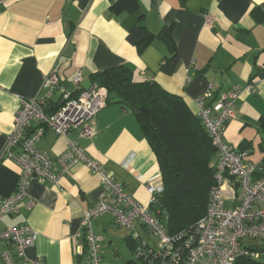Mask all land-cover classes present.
Listing matches in <instances>:
<instances>
[{
    "label": "crops",
    "instance_id": "obj_1",
    "mask_svg": "<svg viewBox=\"0 0 264 264\" xmlns=\"http://www.w3.org/2000/svg\"><path fill=\"white\" fill-rule=\"evenodd\" d=\"M207 14L211 24L205 23ZM170 39L179 64L169 75L161 67L172 53ZM120 66L129 67L136 81L156 82L181 96L197 116L196 99L205 92L213 90L212 103L243 90L225 140L245 155L246 163L256 164L257 176L263 174L264 0H11L0 6V206L15 194L20 175L5 152L21 101L43 94L51 73L74 92L79 71L88 89L93 76ZM249 85L253 92L245 91ZM60 101L56 93L53 104ZM91 124L94 138L82 137L80 129L67 135L47 130L38 147L55 159L71 142L79 143L130 196L150 206L147 185L162 184V173L135 113L111 102ZM102 192L100 176L85 165L74 167L57 186L34 180L19 212L0 220V234L7 227L28 225L38 234L29 258L44 264H91L81 220ZM236 193L239 201L240 189ZM30 199L32 210L27 208ZM93 227L104 237L101 264H133L134 240L153 249L160 244L141 222L128 229L103 215ZM249 245L264 264V243ZM8 249L7 243L0 244V259Z\"/></svg>",
    "mask_w": 264,
    "mask_h": 264
},
{
    "label": "built area",
    "instance_id": "obj_2",
    "mask_svg": "<svg viewBox=\"0 0 264 264\" xmlns=\"http://www.w3.org/2000/svg\"><path fill=\"white\" fill-rule=\"evenodd\" d=\"M9 1L0 0V6ZM212 21V15H205L206 24ZM83 81L79 71L73 78L75 91L69 92L62 86L59 76L51 73L43 82V94L21 101L13 131L7 137L5 152L20 167V175L15 194L3 200L0 206V220L19 212L20 204L29 197L34 180L57 186L74 167L85 165L100 176L103 187L99 201L84 212L81 220L91 264L102 263L104 237L94 232L93 224L103 215H111L116 224L128 229L141 222L158 237L160 244L157 249L141 243L135 251L134 264L141 261L148 264H242L246 260L258 261L259 251L249 244L264 243V172L257 176L256 164L246 163L245 155L225 140L227 127L235 117L236 103L243 90L236 89L221 95L212 103L208 100L213 97V90L196 99L199 117L218 149V159L215 164L216 182L210 192L207 213L195 226L194 234L185 239L187 250L184 252L180 243L183 238L171 237L151 212L150 206L130 196L79 143L71 142L68 150L55 159L38 147L47 130L67 135L71 130L80 129L82 137L94 138L91 122L108 105V91L96 84L85 89ZM245 91L253 92L254 86H247ZM56 93H61L58 105L53 104ZM237 189L241 191L239 201ZM147 190L151 204H155L164 187L163 184L149 183ZM34 206V200L30 199L27 208L32 210ZM37 237V232L28 225L7 227L0 234V244L7 243L9 249L2 253L0 264H44L42 260L27 255Z\"/></svg>",
    "mask_w": 264,
    "mask_h": 264
},
{
    "label": "trees",
    "instance_id": "obj_3",
    "mask_svg": "<svg viewBox=\"0 0 264 264\" xmlns=\"http://www.w3.org/2000/svg\"><path fill=\"white\" fill-rule=\"evenodd\" d=\"M168 46L172 53L161 69L170 75L179 64V54L173 39ZM92 81L108 91V103L121 104L135 113L162 173L164 191L150 210L171 237L183 238L180 243L186 252L185 239L194 234L195 226L208 210L216 182L218 149L200 117L181 96L167 92L156 82L136 81L129 67L108 69L93 76ZM140 246L134 240V254ZM135 261L134 258L133 264ZM241 263L260 264L250 260Z\"/></svg>",
    "mask_w": 264,
    "mask_h": 264
}]
</instances>
